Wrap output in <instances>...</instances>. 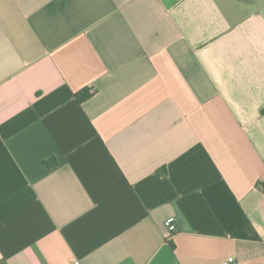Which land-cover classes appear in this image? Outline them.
Listing matches in <instances>:
<instances>
[{
    "label": "crops",
    "instance_id": "1",
    "mask_svg": "<svg viewBox=\"0 0 264 264\" xmlns=\"http://www.w3.org/2000/svg\"><path fill=\"white\" fill-rule=\"evenodd\" d=\"M263 185L264 0H0V264H264Z\"/></svg>",
    "mask_w": 264,
    "mask_h": 264
},
{
    "label": "built area",
    "instance_id": "2",
    "mask_svg": "<svg viewBox=\"0 0 264 264\" xmlns=\"http://www.w3.org/2000/svg\"><path fill=\"white\" fill-rule=\"evenodd\" d=\"M165 227L168 230L170 234H173L177 231V223H176V218L175 217H169L165 221ZM234 259H229V263L233 262ZM72 264H81L79 261H74Z\"/></svg>",
    "mask_w": 264,
    "mask_h": 264
},
{
    "label": "trees",
    "instance_id": "3",
    "mask_svg": "<svg viewBox=\"0 0 264 264\" xmlns=\"http://www.w3.org/2000/svg\"><path fill=\"white\" fill-rule=\"evenodd\" d=\"M89 97L90 94L88 92H84L76 95V98L78 99L79 103H83Z\"/></svg>",
    "mask_w": 264,
    "mask_h": 264
}]
</instances>
